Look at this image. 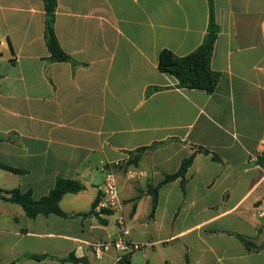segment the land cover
Returning <instances> with one entry per match:
<instances>
[{
    "label": "crops",
    "instance_id": "0c3cea01",
    "mask_svg": "<svg viewBox=\"0 0 264 264\" xmlns=\"http://www.w3.org/2000/svg\"><path fill=\"white\" fill-rule=\"evenodd\" d=\"M57 1L71 62L49 61L43 0H0V164L23 171L0 166V264H116V250L97 256L91 243L119 232L118 215L91 211L103 167L127 155L122 213L132 239L152 243L128 264H264V0H214L212 94L159 70L162 50L202 44L208 0ZM193 155L153 209L150 190ZM59 177L84 187L61 200L67 217L31 219L4 199L19 189L39 200Z\"/></svg>",
    "mask_w": 264,
    "mask_h": 264
},
{
    "label": "trees",
    "instance_id": "16d2710c",
    "mask_svg": "<svg viewBox=\"0 0 264 264\" xmlns=\"http://www.w3.org/2000/svg\"><path fill=\"white\" fill-rule=\"evenodd\" d=\"M43 1L46 13L44 36L48 51L50 53L49 61L54 63L71 62L72 58L61 47L55 31L58 1ZM208 2L210 9L209 24L202 44L192 53L185 56H177L168 49L162 50L159 56V70L163 73L173 76L178 82L177 88L179 89H196L205 91L208 94H212L215 92L220 81V73L212 69L211 62L214 54L215 43L221 28L215 18L214 0H208ZM199 151L209 154V151L204 148H199ZM193 158L194 155L184 160L178 172L173 175L166 176L161 184L150 190L153 196V209H155L157 205L158 189L163 184L178 178H182V183H185L184 178L188 168L193 162ZM258 164L264 167V156H260L258 158ZM0 166L3 169L17 174L23 173V171L12 167L1 164ZM83 189L84 187L79 181L59 177L56 180L54 188L46 196L39 200H35L33 198L31 191L21 192L19 189L10 191L9 197L4 199L10 203L20 205L24 209L26 216L31 219L36 218L39 215L48 216L51 214L67 217L68 215L61 209V200L65 195L70 193H78ZM97 201L93 205V209L91 211L92 213H94V207ZM240 239L248 249H251V241L245 239L244 237H240ZM34 258L38 259L39 257ZM68 259L75 262L79 261V259H76L72 256Z\"/></svg>",
    "mask_w": 264,
    "mask_h": 264
},
{
    "label": "built area",
    "instance_id": "2783aa9c",
    "mask_svg": "<svg viewBox=\"0 0 264 264\" xmlns=\"http://www.w3.org/2000/svg\"><path fill=\"white\" fill-rule=\"evenodd\" d=\"M259 153L264 156V137L261 141ZM132 157L127 155L123 159L107 163L103 168L106 171L105 181L98 186L99 198L94 207V213L104 215L105 213H117V227L119 232L106 240L91 243V248L97 256L114 249L117 251L116 264H128L129 256L138 251H145L152 243H137L132 239L131 227L127 218L122 213V203L119 196L116 171L127 168V176L132 178L135 172L131 169Z\"/></svg>",
    "mask_w": 264,
    "mask_h": 264
}]
</instances>
